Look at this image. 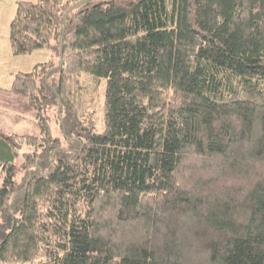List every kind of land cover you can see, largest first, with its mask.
Returning <instances> with one entry per match:
<instances>
[{"label": "trees", "instance_id": "16d2710c", "mask_svg": "<svg viewBox=\"0 0 264 264\" xmlns=\"http://www.w3.org/2000/svg\"><path fill=\"white\" fill-rule=\"evenodd\" d=\"M79 1L10 20L59 61L9 87L40 132L0 128V264H264V0Z\"/></svg>", "mask_w": 264, "mask_h": 264}, {"label": "rangeland", "instance_id": "374dc122", "mask_svg": "<svg viewBox=\"0 0 264 264\" xmlns=\"http://www.w3.org/2000/svg\"><path fill=\"white\" fill-rule=\"evenodd\" d=\"M15 5H16L15 3L13 4L9 0L8 1L0 0V86H7L10 77H13V74L15 72L30 71L37 63H41V62H46L51 60L53 63L57 64V62L59 61V53L57 49L54 47H48V46L39 47L31 52L23 53V54H14L11 51L10 43H9V24L15 11ZM100 79H101V83H99V88L96 87V91L94 93V98H96L97 100L99 99V95L101 94V91L102 93H104L105 78H100ZM18 95H22V94H18ZM22 96L26 98V96L24 95ZM27 103L30 106L29 102ZM98 106L99 104L96 106V108ZM98 116L100 117V110L99 112L95 113V117L98 118ZM35 122H37L36 118H35ZM50 124L52 127L53 134L60 135V131L57 127V124L53 120H51ZM97 129L98 130L102 129V123L97 124ZM23 151H28V148L26 146H22L20 154L15 159L16 172H17L16 177L18 179H20L24 173V165H22V163L25 160L24 158L25 156L22 154Z\"/></svg>", "mask_w": 264, "mask_h": 264}, {"label": "crops", "instance_id": "0c3cea01", "mask_svg": "<svg viewBox=\"0 0 264 264\" xmlns=\"http://www.w3.org/2000/svg\"><path fill=\"white\" fill-rule=\"evenodd\" d=\"M9 1L16 4L17 0ZM11 81L12 77L7 86H0V128L17 134L38 135L35 111L25 97L9 91Z\"/></svg>", "mask_w": 264, "mask_h": 264}, {"label": "water", "instance_id": "95a60500", "mask_svg": "<svg viewBox=\"0 0 264 264\" xmlns=\"http://www.w3.org/2000/svg\"><path fill=\"white\" fill-rule=\"evenodd\" d=\"M81 1H84V0H81ZM81 1H79V2H76L75 4H73V6H76V5H78Z\"/></svg>", "mask_w": 264, "mask_h": 264}]
</instances>
